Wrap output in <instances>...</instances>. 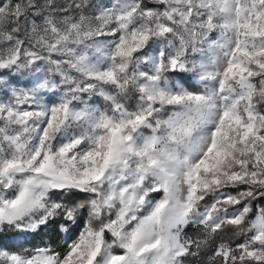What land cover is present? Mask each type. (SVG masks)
<instances>
[{
	"label": "snow or ice",
	"instance_id": "snow-or-ice-1",
	"mask_svg": "<svg viewBox=\"0 0 264 264\" xmlns=\"http://www.w3.org/2000/svg\"><path fill=\"white\" fill-rule=\"evenodd\" d=\"M0 264H264V0H0Z\"/></svg>",
	"mask_w": 264,
	"mask_h": 264
},
{
	"label": "trees",
	"instance_id": "trees-1",
	"mask_svg": "<svg viewBox=\"0 0 264 264\" xmlns=\"http://www.w3.org/2000/svg\"><path fill=\"white\" fill-rule=\"evenodd\" d=\"M191 231V230H190ZM55 238V237H54ZM40 237H37V239L33 243H40ZM46 239V238H45ZM57 242H59V239L57 238Z\"/></svg>",
	"mask_w": 264,
	"mask_h": 264
},
{
	"label": "rangeland",
	"instance_id": "rangeland-1",
	"mask_svg": "<svg viewBox=\"0 0 264 264\" xmlns=\"http://www.w3.org/2000/svg\"><path fill=\"white\" fill-rule=\"evenodd\" d=\"M103 3H110L111 0H102Z\"/></svg>",
	"mask_w": 264,
	"mask_h": 264
}]
</instances>
